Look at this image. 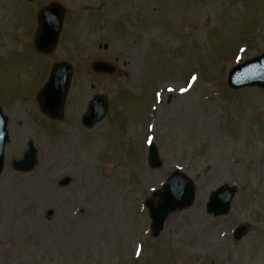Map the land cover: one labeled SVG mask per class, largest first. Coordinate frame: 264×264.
I'll use <instances>...</instances> for the list:
<instances>
[{"label":"rangeland","instance_id":"obj_1","mask_svg":"<svg viewBox=\"0 0 264 264\" xmlns=\"http://www.w3.org/2000/svg\"><path fill=\"white\" fill-rule=\"evenodd\" d=\"M50 1L10 0L14 16L6 23L2 17L10 15L0 0V46L24 41L0 55L1 96L32 101L51 71L34 46L38 10ZM55 1L67 14L62 50L52 58L65 53L79 64L66 105L68 133L57 139L63 124L54 122L50 137L37 119L23 118L22 108L6 105L12 120L0 176V264H264V91L232 92L223 68L240 46L248 49L244 58L264 51V0ZM88 4L98 10L106 5L98 20L86 16ZM40 59L48 64L44 76L27 72L25 60ZM97 60L114 64L116 74L91 73ZM194 71L201 74L198 84L182 93ZM96 91L108 92L113 106L119 99L118 108L103 126L88 131L73 125L81 123ZM157 91L161 104L154 103ZM32 107V114L40 113L35 101ZM100 137L108 148L128 150L109 156V169ZM30 139L40 149L38 166L18 172L12 164ZM146 139L159 150L157 169L148 165ZM177 169L196 182L197 198L170 215L153 239L144 202ZM226 184L238 193L231 211L214 218L207 202ZM140 243L144 251L135 258Z\"/></svg>","mask_w":264,"mask_h":264},{"label":"water","instance_id":"obj_2","mask_svg":"<svg viewBox=\"0 0 264 264\" xmlns=\"http://www.w3.org/2000/svg\"><path fill=\"white\" fill-rule=\"evenodd\" d=\"M42 22H44L43 31H51V26L47 24L44 13L42 14ZM261 65H264V62H262ZM94 67L99 71H113V69L106 64H96ZM238 75H241V73ZM250 83L258 84L264 87V68H261L258 71V75L250 77L248 80L240 83H236V77L231 78V84L235 87H240L242 85ZM49 88H51L50 85L46 88V93L49 92ZM96 105H99L101 108L105 107V104L102 100H98ZM0 120H2V123H5V120L1 116V113ZM5 140H0L2 141L0 142V173L2 172L4 166L2 150ZM150 158L153 166L160 165L158 152L155 149L152 150ZM16 167L20 170H29L31 168L28 163L23 165L17 164ZM235 192L236 190L234 188H220L217 192L213 194L210 200V203L208 205L209 212L214 213L215 215L226 214L230 210L231 201L235 195ZM159 194H161L162 200L157 205L152 202L148 203L151 217L153 219V229H155V234H158L160 232L163 227L164 221L169 213L177 209H183L186 206L190 205L195 197V192L191 182L188 181L186 177H184L180 173H174L173 176L170 178L169 183L164 188V192Z\"/></svg>","mask_w":264,"mask_h":264},{"label":"snow or ice","instance_id":"obj_3","mask_svg":"<svg viewBox=\"0 0 264 264\" xmlns=\"http://www.w3.org/2000/svg\"><path fill=\"white\" fill-rule=\"evenodd\" d=\"M193 79H195V77ZM181 91H184V89H181Z\"/></svg>","mask_w":264,"mask_h":264},{"label":"bare ground","instance_id":"obj_4","mask_svg":"<svg viewBox=\"0 0 264 264\" xmlns=\"http://www.w3.org/2000/svg\"><path fill=\"white\" fill-rule=\"evenodd\" d=\"M23 227V226H22ZM23 231V229L20 231V232H22Z\"/></svg>","mask_w":264,"mask_h":264}]
</instances>
